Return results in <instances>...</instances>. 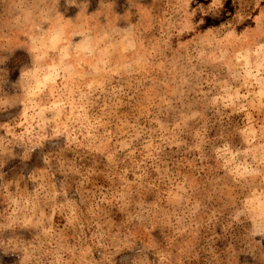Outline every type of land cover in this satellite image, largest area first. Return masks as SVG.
Masks as SVG:
<instances>
[{
    "label": "rangeland",
    "instance_id": "374dc122",
    "mask_svg": "<svg viewBox=\"0 0 264 264\" xmlns=\"http://www.w3.org/2000/svg\"><path fill=\"white\" fill-rule=\"evenodd\" d=\"M0 264H264V0H0Z\"/></svg>",
    "mask_w": 264,
    "mask_h": 264
}]
</instances>
